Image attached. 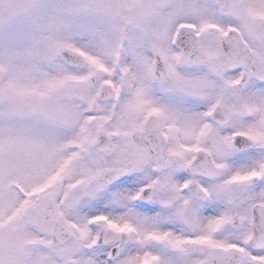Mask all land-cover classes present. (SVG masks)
<instances>
[{"label":"snow or ice","instance_id":"1","mask_svg":"<svg viewBox=\"0 0 264 264\" xmlns=\"http://www.w3.org/2000/svg\"><path fill=\"white\" fill-rule=\"evenodd\" d=\"M0 264H264V0H0Z\"/></svg>","mask_w":264,"mask_h":264}]
</instances>
